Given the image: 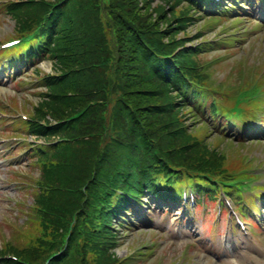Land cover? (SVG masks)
<instances>
[{
	"label": "trees",
	"instance_id": "trees-1",
	"mask_svg": "<svg viewBox=\"0 0 264 264\" xmlns=\"http://www.w3.org/2000/svg\"><path fill=\"white\" fill-rule=\"evenodd\" d=\"M53 1L59 0H32L15 6L14 11L20 22L18 31L27 32L40 21ZM140 1L65 0L62 5L53 8L44 26L43 31H47L48 38L42 53L53 57L61 72H68L66 76L53 77L49 82L53 93L58 97H70L60 102L58 108H74L88 99L94 100L96 96L88 93L89 88L84 79L88 78L89 71L93 75L99 71V67L93 66L95 62L102 64L105 61L101 66L112 67L121 106L132 110L138 121H143V113H146L150 124L143 136L136 138V134L126 133L122 137H115L114 142L108 144L113 138L108 135L110 126L105 125L106 118L100 116L98 119L97 111L80 118L76 121L77 124L68 126L64 124L65 126L45 129L37 122L29 124L36 133L65 131V135L71 138L86 133L95 134L90 140L78 144V147L64 146L61 153L56 149L48 155L49 160L73 165L72 170H76V174L80 173V181L75 186V191L67 193L70 197H58L47 205V210L54 215L41 213L39 235L41 233L40 239H46L47 243L40 241L34 252L27 255L31 264H39L64 242H68V245L62 257H70L71 261L61 264H99V259L95 256L100 254L105 264H117L107 250H101L95 244L100 239L98 232H104L105 226L93 225V217L101 214L95 211L87 194L78 190L81 180L88 177L90 166L93 170L105 167L112 172L114 178L119 171L128 167L138 169L144 158L153 162L163 157L176 167L186 165L184 161L189 145L186 130L160 115L162 107L175 103L170 92L171 82L158 79L156 73L164 65L173 67L166 57L179 41L182 43L181 39H176V35L182 29L181 24L190 18L192 11L189 7L181 8V0H164L171 3L170 10L164 5L153 6V0H144L142 4ZM183 51L184 56L180 59L187 62L185 58L190 50L184 48ZM179 89L183 88L180 86ZM69 92L72 94L69 95ZM57 107L54 105L56 111L53 107H39L37 112L40 117L45 116L46 112L56 116L59 113ZM120 115L130 118V112ZM154 143L161 145L162 152L159 156L150 151L152 148L149 146ZM92 145L95 146L96 155L91 154ZM119 150L125 153L117 155ZM149 172V169H145L138 173L147 176ZM71 177L68 175L63 178L64 181L73 180ZM73 212L77 213L74 223L80 229L74 232L69 229V225L61 227ZM77 257L79 259H74Z\"/></svg>",
	"mask_w": 264,
	"mask_h": 264
},
{
	"label": "rangeland",
	"instance_id": "rangeland-1",
	"mask_svg": "<svg viewBox=\"0 0 264 264\" xmlns=\"http://www.w3.org/2000/svg\"><path fill=\"white\" fill-rule=\"evenodd\" d=\"M254 18L256 20V17ZM255 20L251 19L246 21L245 26L250 28L252 33H258L257 37L252 36L249 46L251 48L254 45V47L251 49V61H260L262 64L264 62V29L259 25H256L257 22ZM14 23L15 21L7 15L0 14V40L6 37V35L14 32ZM230 60H232V58H230L229 61ZM42 65L48 71L51 68L49 61H44ZM228 69H231L230 64H224L221 69L218 70V77L222 78L225 76ZM33 73H35V70L31 69L22 77V80L16 81L8 79L7 82L0 83V103L8 106V104L12 102L13 98H15L18 102V106L21 107V109L19 108L18 111H15L17 116L19 115L18 112H22L23 110L25 112H29L28 109H30L31 106L27 103V98L29 101L37 99L35 89L31 87V82H29L30 75ZM33 76L35 77L36 75ZM9 108L11 110H15L11 107ZM253 154L264 158V148L263 151H259V147H257ZM4 159V162L0 164V246L2 243V235L9 233L10 220H13V218L16 217L17 208L14 204L17 199L21 198L23 195V193H21L20 184L14 182L13 179H11L10 173L13 169L30 173V167H32L29 159L26 158L23 149L20 148L15 150L14 156L8 155ZM7 160H13L14 165L9 168L8 164H6ZM34 174L37 175V171H34ZM211 216L212 214H209L205 221L208 222ZM157 220L158 218L154 221L155 225L158 224ZM164 224L165 226H169V222ZM147 230L146 228H139L135 232H131V230H129L127 237L123 238L124 240L122 239L123 243L118 247V252L120 255H124L129 251H133L130 247V243L134 240L150 237V231L149 233H145ZM167 233L169 236H172L173 234L172 231H167ZM206 238L210 237L207 236ZM187 240L188 238L184 237L179 241L183 243ZM262 240L263 238L261 236H255L253 240L244 241L241 246L238 247L239 249L235 248L234 246L232 248L228 247V249H225V247H220L221 239L218 235H215L210 243L211 246L214 244L216 248L215 252L220 253V257H217V255L212 253V251H207V247L204 246L202 248L196 249L197 254L193 257L192 262L194 261V264H264V243ZM184 248L185 245L183 246V249ZM160 251L164 252V247H162ZM168 251L169 250L167 249L164 257V262L166 264L176 257L174 255L166 256ZM180 252L182 253V250H180ZM192 253H194V251H192Z\"/></svg>",
	"mask_w": 264,
	"mask_h": 264
}]
</instances>
